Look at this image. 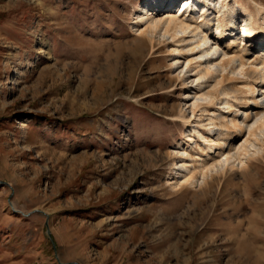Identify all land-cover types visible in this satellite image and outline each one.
<instances>
[{
    "label": "rangeland",
    "instance_id": "1",
    "mask_svg": "<svg viewBox=\"0 0 264 264\" xmlns=\"http://www.w3.org/2000/svg\"><path fill=\"white\" fill-rule=\"evenodd\" d=\"M214 1L208 54L144 34L153 0H0V264H264V95L219 59L264 0Z\"/></svg>",
    "mask_w": 264,
    "mask_h": 264
},
{
    "label": "bare ground",
    "instance_id": "2",
    "mask_svg": "<svg viewBox=\"0 0 264 264\" xmlns=\"http://www.w3.org/2000/svg\"><path fill=\"white\" fill-rule=\"evenodd\" d=\"M175 1L176 0H167L166 3L168 6L166 8H169V9L172 8L175 4ZM227 1L229 0H225V2ZM202 2L205 3V5L199 9L200 10L199 13H202V14L198 16L197 19H193L191 16L194 10L196 11L198 10L197 8L195 9L194 7L195 0H182L180 4L184 3V5L183 7H181L180 5L181 10H178V12L175 10L176 12L174 13L172 11H167L164 13V15H166V18L158 19V14L156 13V11L158 10L159 12L160 10L163 9V7L162 8L159 7L157 0H153L152 5H150L148 8V11L145 10V6L141 7L144 13L140 14L139 19H140V22L146 25V27L143 30V33L144 34L145 33L155 34L157 31H164V33L170 34L173 39H176L178 37V33H177L178 29H180L183 31L185 35L187 33H189L190 35V36L188 35L189 36L188 38H182L181 40L179 39L180 42L182 43L190 42L189 44L192 46L191 48L192 52H194L197 48L200 49L201 47H204L202 52L209 54V52L213 49V44H217L216 42L211 43L213 42L211 41V39L213 40V35L215 34L217 36V39H221L222 41L223 39L225 40L227 38L228 30L233 31V24L235 22L233 20L235 19V16L234 14L229 15L228 17H226V20L222 18V17H225V13H224V16L222 15L218 16L217 22L214 23V25L211 28L212 31L211 30L209 31L208 28L210 26L207 27L208 19L211 15V10H214L217 4L215 3L214 0H202ZM222 7L225 9L228 7V5L225 3L224 5H222ZM244 11L249 16L250 20L252 19L256 20V19L261 18L260 12L258 11L257 13L252 12L251 7L249 6L246 9H244ZM219 13H221V11ZM206 15L208 16L204 18V16ZM188 18H191L192 22L193 20H195L196 24L195 22L194 24L191 23V20H188ZM263 27L264 26L261 24L252 23L250 27H247L243 30V34H242L243 37L233 39L232 44L228 46V51L225 52L221 58L219 57L220 65L222 67L229 66V65L234 66L235 61L239 62V66L241 67V70L244 71V80L242 82L246 85L249 93L251 94H255V92L258 89H260L261 93L264 95V54H259L258 49L255 48L259 44L260 41L264 40V28ZM194 45L196 47H193ZM248 46H250L249 49H248ZM180 51L182 52V50ZM46 55L50 56V52L49 51L46 52ZM209 60H207L206 62H209ZM201 67L202 65L198 66V68L200 69L199 70L200 77L207 79L208 82L216 79L214 78V76L211 75L208 69L203 70L201 69ZM246 67L248 68L246 69ZM222 81H220L218 85H222ZM231 92L235 95H238L239 93H246L245 90L244 91H241V90L230 91V89L227 87L222 88V94H224L225 96H227ZM205 95H207L206 97L210 99L211 104H213L218 99L216 97L217 94L215 93V91L207 92ZM235 99H236V102L242 101V100H239V98L237 97ZM253 100L256 102L255 99ZM235 105L236 104H233V103L229 104L228 108H234L236 107ZM206 108L207 107H205L204 109ZM218 118H220V116ZM189 122L190 121L188 122L186 121L185 124ZM223 126L227 130L228 126L226 124H224ZM234 126L237 132L235 136L236 138L242 135L243 129L240 125L235 124ZM262 128H264L263 120L260 121V125L257 127V130H261ZM252 132L253 131H249V135ZM229 135H231L230 131L227 130L226 136H229ZM209 148L212 149V146H210ZM247 154H248V149L245 143L239 149H237V152L234 155L231 156L230 154H227V155L224 154L223 156H225V160L223 161L225 163L224 162L223 163L224 165H228L229 163H232L231 161L233 160H236V161L239 160L240 163H242L240 159L241 155H247ZM220 161L218 163L214 161L215 163H212V164L210 163V161L209 162L205 161L204 163H202L201 174L204 179L208 177L209 173L212 174L213 171L217 169V164L219 166V164L222 163ZM175 184H176L175 185L176 188L180 186L178 183H175Z\"/></svg>",
    "mask_w": 264,
    "mask_h": 264
},
{
    "label": "water",
    "instance_id": "3",
    "mask_svg": "<svg viewBox=\"0 0 264 264\" xmlns=\"http://www.w3.org/2000/svg\"><path fill=\"white\" fill-rule=\"evenodd\" d=\"M11 205L13 206V203L12 202H11ZM73 264H79V263L76 262V263H73Z\"/></svg>",
    "mask_w": 264,
    "mask_h": 264
}]
</instances>
